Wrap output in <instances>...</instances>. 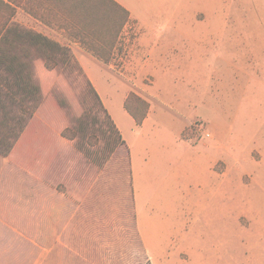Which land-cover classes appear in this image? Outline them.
Returning a JSON list of instances; mask_svg holds the SVG:
<instances>
[{
  "label": "rangeland",
  "instance_id": "374dc122",
  "mask_svg": "<svg viewBox=\"0 0 264 264\" xmlns=\"http://www.w3.org/2000/svg\"><path fill=\"white\" fill-rule=\"evenodd\" d=\"M112 12L113 22H121V13ZM61 13L63 19L56 22L25 24L70 48V56L90 54L81 56V63L111 108L123 110L125 86L143 85L141 94L152 99L153 115L164 117L170 132L178 131L180 122L192 124L184 132L192 145L213 144L239 159L242 165L232 173L238 190L233 206L251 219L240 217L233 234L240 257L252 248L264 256V0H169L166 10L145 13L151 24L142 27L143 50L134 53L139 28L124 26L111 51L114 71L94 56L101 41L111 40L110 31L91 25L90 32H83L74 17ZM166 22L180 25L168 29ZM177 32L192 41L206 32L205 54L189 59L187 52L196 51L199 43H184ZM75 60L56 62L51 71L43 60L34 67L41 102L36 109L26 102L14 111L26 120L25 107H30L33 115L10 159L0 155V215L13 217L16 229L42 221L46 242L61 243L65 264H152L137 230L129 151ZM125 62L130 66L122 69ZM199 80L206 83L203 89ZM217 99L225 105L218 106ZM220 165L225 169V163ZM173 197V192L160 195L177 211L172 213L175 224L161 219L154 226L164 246L157 264H199V251L189 261L190 246L169 245L182 235L186 218L182 196ZM40 237L32 235L31 242Z\"/></svg>",
  "mask_w": 264,
  "mask_h": 264
},
{
  "label": "crops",
  "instance_id": "0c3cea01",
  "mask_svg": "<svg viewBox=\"0 0 264 264\" xmlns=\"http://www.w3.org/2000/svg\"><path fill=\"white\" fill-rule=\"evenodd\" d=\"M114 1L130 13V22L127 26L132 24L140 30L134 53L136 50H143L141 36L144 29L142 27L143 24H151V22H145L148 20L145 13L166 10L169 0ZM183 6L184 2L179 3V8ZM61 12L62 7L56 0H0V22H18L25 27H28L25 22H56L63 19ZM179 25V22H166L168 29ZM41 33L44 34L43 31ZM179 33L177 32L176 35L184 43L196 42V45L199 43L196 51H184L185 54L188 53L189 59L197 55L201 58V55L205 54L206 32L197 35L198 41H192L188 34L182 32L180 36ZM75 55L87 80L98 92L105 109L120 132L123 145L129 151L137 230L151 263L157 264V261L161 259L160 251L164 248L154 235L155 224L162 221L161 219L168 224L176 223L172 213L177 209L164 205L160 198V195L167 196L171 192L174 195L173 200H176L179 195L182 196L185 203L182 207L186 218L183 222L182 235L171 241L169 245L177 248L183 245L190 246L189 261L194 260L193 252L199 251V264H253L255 261L262 263L264 256L255 255V248L251 249V254L247 252L240 257L237 249L238 240L233 234V225H239L240 217L249 216L250 218V215L240 216L237 205L233 206V203L238 202V190L236 182L232 179V173L239 171L242 165L239 159L234 157L232 152L224 154L221 147L213 144L192 145L184 138V132L192 124L180 122L179 130L175 133L170 132L165 127L167 124L164 117L156 118L153 115V101L141 94L144 89L143 85L139 84L133 85L134 87L125 86L126 93L123 99L125 104L130 93L135 92L150 103L148 117L141 126H137L125 106L123 110H115L107 104L97 83L90 74H87L81 63V56L90 54L76 51ZM169 64L174 73V63ZM104 65L111 71L116 69L112 62L104 63ZM129 66L130 63L125 62L122 69ZM198 66V74H200L203 66H201V60ZM161 68L167 67L162 65ZM205 85V82L201 83L199 80V89H203ZM235 100V98L230 100L231 106ZM216 104L221 107L225 105L222 100ZM171 145L175 146L171 147ZM220 163H225V169ZM256 163L259 164V162ZM183 168L186 170L184 173ZM245 179L246 176H242L243 182ZM172 180L173 185H171ZM251 184L245 186L248 187ZM12 206L14 207L13 202ZM222 221H225L223 226H221ZM15 222L13 217L9 219V215H0V264H65L61 243L46 242L45 236L48 230L42 221L39 226L35 224L17 229ZM222 227L226 230L225 235ZM53 233L57 234V231L54 230ZM32 235H40L39 242L32 243ZM224 253L229 254L225 260L222 258Z\"/></svg>",
  "mask_w": 264,
  "mask_h": 264
},
{
  "label": "trees",
  "instance_id": "16d2710c",
  "mask_svg": "<svg viewBox=\"0 0 264 264\" xmlns=\"http://www.w3.org/2000/svg\"><path fill=\"white\" fill-rule=\"evenodd\" d=\"M56 2L61 5L63 12H68L70 17H74L76 22L73 24L79 28L81 26L83 32H90L91 25L110 31L111 40L101 41V50H97L98 53L94 55L98 60L109 64L112 58L111 51L122 29L129 22L130 13L114 0H56ZM112 10L117 11V14L121 13V22H113ZM70 52V48L34 28L25 27L18 22H0V155L4 159H10L33 115L30 107H25L29 118L26 120L15 117L14 111L22 109L26 102L35 105L33 109H36L41 102V86L35 78L34 71L37 61L43 60L45 68L51 71L57 67L56 62H61L52 54L64 56L62 62L65 63L70 62V58L75 60L76 56L72 53L70 56ZM75 62L80 65L78 61ZM87 82L94 98L104 107L98 92L89 80ZM124 106L137 126H141L148 116L150 108L148 102L131 94ZM105 112L111 120L106 109ZM112 124L122 141L120 132L113 122Z\"/></svg>",
  "mask_w": 264,
  "mask_h": 264
}]
</instances>
